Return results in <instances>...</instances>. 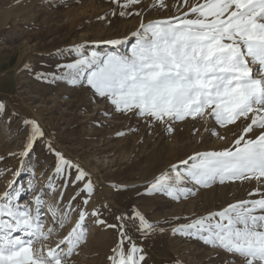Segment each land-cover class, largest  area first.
<instances>
[{
	"label": "snow or ice",
	"instance_id": "1",
	"mask_svg": "<svg viewBox=\"0 0 264 264\" xmlns=\"http://www.w3.org/2000/svg\"><path fill=\"white\" fill-rule=\"evenodd\" d=\"M112 2L121 8L122 17L142 16L139 10L132 13L127 9L143 0ZM150 7L167 10L168 4L166 0H154ZM173 7L176 15L147 22L141 19L138 29L131 33L135 43L127 53L92 50L85 54L83 45H76L73 50L78 59L58 65L57 72L42 73L39 78L86 84L115 113H131L151 125L161 124L168 133L174 132L176 122L188 119H211L221 129L242 123L241 133L228 147L194 152L172 164L150 182L145 193H159L180 201L217 183L254 180L257 188L249 196L257 198L237 201L195 219L185 217L189 223L170 229L162 227L160 221L150 222L136 209L132 215L121 214L116 217L117 223L109 224L98 209L89 212L79 208L74 226L53 246L50 241L55 230L45 229L42 219L41 208L46 203L43 192L34 197L35 210L18 203L22 191H35L34 184L28 189L14 187L21 169L14 173L8 190L0 194V264H69V258L87 240L89 216L95 218L96 224L118 232L109 264H147L145 249L128 234V220L135 223L145 239L171 232L230 254L234 259L227 264H264V0H182L179 7ZM111 15L116 12L113 10ZM126 41L127 37L102 43L118 48ZM5 111L6 104L0 101V113ZM24 124L31 126V132L20 153L22 157L28 155L37 138L45 135L37 121L25 119ZM254 132V136L249 135ZM211 134L227 139L216 128ZM47 146L55 151L50 141ZM55 155V173L65 180L61 187L84 181L89 175L61 152L56 151ZM71 169L77 173L74 181ZM47 187L56 191L51 180ZM81 191L90 198L93 183L89 180ZM89 198L83 200V205H88ZM77 207L70 200L65 211L49 206V212L63 229L72 222ZM173 264L184 262L176 258Z\"/></svg>",
	"mask_w": 264,
	"mask_h": 264
},
{
	"label": "rangeland",
	"instance_id": "2",
	"mask_svg": "<svg viewBox=\"0 0 264 264\" xmlns=\"http://www.w3.org/2000/svg\"><path fill=\"white\" fill-rule=\"evenodd\" d=\"M153 3L154 0H143L127 9L132 13L139 10L142 16L122 17L121 8L112 0H0V101L6 104V111L0 113V194L8 190L14 173L23 169L21 176L15 178L14 187L28 189L34 184L35 191H22L18 203L35 210L34 197L43 192L46 203L41 208L42 219L45 229L55 230L50 241L53 246L74 226L79 208L89 212L98 209L109 224L117 223L116 217L121 214L132 215L136 209L150 222L160 221L162 227L170 229L189 223L185 217L195 219L237 201L257 198L249 196L257 188L254 180L217 183L180 201L159 193H145L150 182L172 164L194 152L228 147L241 133L242 123L221 129L211 119H188L176 122L174 132L168 133L161 124L151 125L131 113H115L86 84L39 78L42 73L57 72L58 65L78 59L73 50L76 45H83L85 54L92 50L127 53L135 43L131 33L138 29L141 19L147 22L176 15L173 6L179 7L182 0H166L167 10L151 8ZM125 37L126 43L118 48L102 43ZM105 112L109 115L105 116ZM25 119L37 121L45 135L37 138L28 155L22 157L20 153L31 132ZM213 128L227 139L213 136ZM118 132L125 135L118 136ZM49 141L55 151L49 150ZM56 151L78 163L89 174L86 179L61 187L65 180L55 173ZM76 174L71 169L73 181ZM50 180L55 192L47 187ZM89 180L94 185L90 198L81 191ZM86 198L89 203L85 206ZM70 200L74 207L78 206L77 211L72 213V222L60 229L51 213L46 212L49 206L63 212ZM94 219L88 217L87 240L69 258V264H109L118 232L96 224ZM166 220L171 223H163ZM127 231L145 249L147 264H173L176 258L184 264H227L234 259L200 240L173 236L171 232L145 239L131 220L127 221Z\"/></svg>",
	"mask_w": 264,
	"mask_h": 264
},
{
	"label": "bare ground",
	"instance_id": "3",
	"mask_svg": "<svg viewBox=\"0 0 264 264\" xmlns=\"http://www.w3.org/2000/svg\"><path fill=\"white\" fill-rule=\"evenodd\" d=\"M46 214H47V215H49V214H50L49 210H47ZM49 217H51V216H49Z\"/></svg>",
	"mask_w": 264,
	"mask_h": 264
}]
</instances>
